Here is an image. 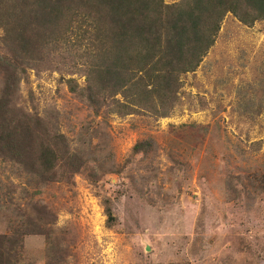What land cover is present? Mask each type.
<instances>
[{"label": "rangeland", "instance_id": "obj_1", "mask_svg": "<svg viewBox=\"0 0 264 264\" xmlns=\"http://www.w3.org/2000/svg\"><path fill=\"white\" fill-rule=\"evenodd\" d=\"M17 43L0 27L6 264H264V18L224 12L191 70L129 93L96 87V45Z\"/></svg>", "mask_w": 264, "mask_h": 264}, {"label": "trees", "instance_id": "obj_2", "mask_svg": "<svg viewBox=\"0 0 264 264\" xmlns=\"http://www.w3.org/2000/svg\"><path fill=\"white\" fill-rule=\"evenodd\" d=\"M226 11L244 21L264 18V0H189L172 5L163 0H17L11 11L7 0H0V27L9 44L18 41L19 56L35 58L43 49L49 54L53 48L48 45L59 41L76 49L85 42L84 48L96 45L90 68V74L95 72L100 79L96 87L109 85L129 93V85L136 88L142 83L146 87L144 79L152 80L155 89L160 88L155 79L162 78L169 88L167 80L175 66L191 70L213 43ZM83 57L89 59V50H84ZM160 67L169 72L162 73ZM141 72L145 78L138 76ZM68 85L70 91H76L71 81ZM86 87L91 88L89 84ZM5 150L15 148L10 145ZM1 246L0 264H6V250Z\"/></svg>", "mask_w": 264, "mask_h": 264}]
</instances>
